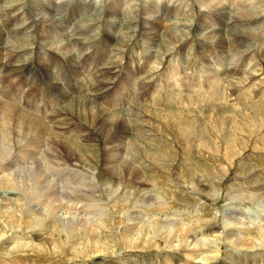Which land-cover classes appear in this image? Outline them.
I'll return each instance as SVG.
<instances>
[{"label":"rangeland","instance_id":"rangeland-1","mask_svg":"<svg viewBox=\"0 0 264 264\" xmlns=\"http://www.w3.org/2000/svg\"><path fill=\"white\" fill-rule=\"evenodd\" d=\"M80 1L78 2L79 4H76V7L78 6L76 8L77 13L73 14V17L69 15L68 12L75 5L71 3V7L68 6L69 10L66 11L68 14L66 12L64 14L65 21H61V17H58L59 19L57 22L60 25L53 26L47 24L40 27L44 31L45 38H43V40L46 43L45 46L41 43L43 46L39 50L35 48L36 50L33 51L26 37H22V34H20L21 37L19 34L16 35L21 28L20 24L13 25L12 28L6 27L4 23L1 25L2 28L0 32H5V34L3 33V36L0 38V65H2L0 70H3L2 74H4L10 65H16L13 74L17 72L18 69L19 72L14 75L5 73L2 75L5 77L0 76V103H2V106L6 104L8 107L11 106V108L15 106L13 108L17 110L19 108L23 113L27 114L25 116L30 114L34 119L28 118L29 122L27 125H29V127L26 126L30 128V130L20 129L21 124L18 127L15 123L9 124L7 119H1L0 148L4 149V147H6L5 145L3 146V144H6V141H4L6 137L2 135L8 136L10 127L11 133L14 132L15 129L20 131L19 136H21V138L16 140V147H20L24 144L22 145V149L26 148V150L28 149L31 151L21 153L19 156L24 159L19 161L27 163L26 166L32 165L31 163L35 160L36 164L37 161L43 164L44 160L40 159L43 158L42 156H45L44 151L46 148L50 150L47 151V155L51 153L54 154V150L51 148V146H53L52 139L54 136L61 138V140L68 139L67 141L73 148L83 147V149L85 148L88 150L84 151L82 149L81 155L79 156L80 159L83 158L81 163L85 165V168L90 167L84 162H94L93 159L86 154L90 151V154L93 156L94 153L99 152V162H94V164H97L98 168H100L102 166L101 161L104 159L103 151L105 148H108L106 152L109 151L111 147H113L111 144L115 143V139L108 133L109 136L104 134V132L102 134L100 132L98 133V129L90 126L89 120H86L88 121L87 124L85 120L81 119V117L83 118L82 114L78 117L76 116L77 112H70L65 109L72 100H90V97L95 92V86L98 84L99 87L103 86V89L99 87H97V89L104 91L108 90V93H105L106 97L103 100H95L96 102L92 101L95 105L93 110L95 112V107H98L106 112V117L109 119L113 118L116 120L115 117L126 118V124L131 128L129 130L131 135L128 136V138L137 141H130L134 143V148L136 150L135 154L138 157L135 163H130L137 165L141 176L151 182V187L143 189L149 191L151 188L150 193L157 197L164 196L167 193L166 187L168 185L173 186L175 195L169 198L170 204L166 202L169 217L176 215V219L181 218L184 224H189L191 226L198 238L203 239L207 237L210 240L214 238L215 235L218 234V230L221 229L219 220L217 221V226L211 231H206L204 228L198 231L197 220L202 217L209 218L215 211L220 215L223 209H228L238 220L249 225V233L247 232L245 235L246 238L247 236L250 237V235L255 232L254 228H251L250 225L253 224L256 226L263 225L264 223V206L260 205L259 201L257 203V201L255 202L247 199V196H259L264 194V132L262 129H259V126L264 124V15L262 17L250 18L251 14H257L261 11L264 12V0H217V2L221 3V5L226 8V13L228 14L227 20H229L227 21L223 18V23H227L220 26H218L219 23L216 22L217 18L213 17L211 13H201L199 11L201 8H199V4L198 2L196 3V0H177V2L176 0H157L155 7L157 12L156 16L160 17V6L162 8L164 7L163 12L166 11V17L155 22V27L158 28L159 36L156 37L157 40L154 41V44L151 42L148 43L145 37L136 36L138 34V28H134L131 22L135 15H124L126 13V2L128 0H124V4H122L124 7H119L122 8V16L116 18L118 21L114 26L107 25L106 23L105 11L108 8L109 0L107 5L106 3L104 4L101 12L100 9H91V6L89 7L87 5L86 0ZM152 1L153 0H151V2ZM129 2L130 5H134L135 3L133 7L137 6L136 9L146 5L142 0H129ZM34 4L35 2L31 3L30 0H2L0 2V15H2V11L5 14L8 10H11L10 13L15 17V15L23 9H30L32 8L31 5L34 7ZM247 6L250 8H247ZM8 7L10 9H8ZM205 10L209 11L208 9ZM242 14H245L246 17ZM168 15H170V18ZM72 18L74 20H72ZM233 18L238 19V21L232 25ZM198 23L199 25L207 23L209 27L225 28V34L227 36L231 30V26L235 25L233 27L234 29H239L244 32L243 35L239 33L240 37L237 39L240 41L244 40L241 42L244 44L243 46H237L233 42L235 40L231 38L224 39L222 47L225 48L219 51L218 48L216 49V44L214 42L207 44L208 42L203 41V38L200 36L203 32L198 30ZM207 25H202V28ZM82 27H84L83 30L79 32L78 28L82 29ZM73 28L78 30L74 32L75 34L72 33ZM63 31L70 36L71 40L67 38V35L63 34ZM13 32L16 33L14 34ZM109 33L116 36V41L114 40V44L112 42L108 43L106 47L103 45V37L106 34L109 35ZM173 33H178V35L176 36ZM121 35L124 38H122ZM180 36H183V40L177 44L176 41H178ZM147 38L150 37L147 36ZM231 40L232 42H230ZM78 41H80L82 47L77 46L76 42ZM166 42L169 43L165 44ZM172 42L176 44L174 45ZM63 43L71 44L70 53L76 57V59H73L74 64L68 59L70 53L63 55V52H60V44ZM19 55H21V57ZM24 61L29 62V64L27 63L28 67L22 64ZM31 61L37 64L42 63V65H46L45 68H51L52 73L55 75V79L61 84L64 83L63 90L55 91L53 89V91L50 85V87H47L48 82H45V79H43L44 77H40V71H32L31 79L26 77L27 72L24 68H29ZM19 66H22L23 69ZM75 70H78V76L74 74L73 71ZM89 71L90 73H88ZM22 72L23 74H21ZM67 81L73 84L71 89H69L66 83ZM64 89L67 93L64 92ZM79 89L83 90L79 91ZM127 89H129V92ZM62 94L68 96L67 100L63 103L62 100H59ZM58 110L61 112L59 113ZM155 112H162L164 116L166 114H172L179 117L181 120H186L185 125L191 127L190 131L182 136L180 141L177 143L173 142V144H171L172 146H169V141L161 136L162 134L166 136V132H170L173 125L171 126L169 122L160 124V116L157 114L154 115ZM62 113L66 115L57 116L58 114L62 115ZM51 115L53 117H51ZM66 116L68 117L66 118ZM15 118L18 119V117ZM35 119L36 121H33ZM58 119L62 120H59L62 124L65 123L63 124L64 126L61 123V125H59ZM79 124L81 127L78 126ZM34 125L37 127H34ZM31 126H33V128ZM170 126L171 128H169ZM41 127H47L48 130L46 131ZM217 127L220 130L223 129V131H228L229 135L225 136V141L227 143L233 144L232 138L238 139L240 142L257 140L255 146L257 149L249 150L246 148L240 158L241 160L238 158H230L227 147H224V150L221 151H214L213 149L216 148V146H222L224 143H216V140L220 139L219 135L215 134V128ZM249 127H252V129L255 130V136L259 135V137L255 138L252 134L248 135L247 133L248 137L244 139L245 135L238 133V130H248ZM34 128L36 130H34ZM40 128L44 130L43 133L41 131L39 132L38 129ZM192 131L196 134L190 137L189 133ZM78 132L80 133L78 134ZM137 134L140 135V138H138ZM87 137H89V140H86ZM228 138L230 140H227ZM38 139H41L43 142V151L37 148L36 141H39ZM129 139H127V144H129ZM221 139L224 141V138ZM34 144L36 145L35 147ZM203 145L210 149L205 150ZM136 146H142L162 157L165 156L167 159L161 161L163 165L160 163L152 164L142 159L143 157L140 153V149ZM170 149H172L171 152L174 155L176 153V156L173 155L174 158L168 156ZM126 152L128 154V151ZM126 152L124 151V153H120V155L125 157L127 155ZM26 154L31 155V157ZM224 156L227 157L226 160ZM84 159L86 161H83ZM47 160L49 161V159ZM169 161L174 163L170 170V175L174 179L170 177H161L158 174L159 171L166 172L168 170ZM198 163L200 165L202 164L204 168L207 167L209 170L208 172L214 174V180H206L203 176L204 173L197 169ZM56 167L57 168L54 170H60V166ZM219 167L221 173H219ZM53 171L52 173L48 172L45 174L50 177ZM192 173L198 174L199 177L202 176L203 178L201 180L212 187H214L216 185L215 182L222 177L220 180L222 188L216 200L211 197V192H209V190H206V194L203 193L199 195L200 197L203 196L200 201V205L203 206L202 208L193 205V199L196 198L193 194L183 195L180 191L176 190L181 186L176 176L187 179V175ZM98 177L105 180L110 178L104 177L101 173L97 175V178ZM67 179L68 177L62 178L60 176L58 180H60L61 184H64L68 182ZM58 180H54L53 182L58 183ZM59 186L61 187V185ZM229 189L231 191L226 197V192H228ZM187 191L195 192L189 189ZM123 192L125 191L123 190ZM62 197L64 198L66 196L63 195ZM125 197V194L119 195L117 200V208L119 210H124L126 207L133 206V200L125 202ZM101 198L106 199L104 196H101ZM63 201L66 200L64 199ZM89 203L92 202L84 201L77 205V209L84 210L88 218L95 220L98 214L94 212L95 209L89 207ZM85 205H88V207H85ZM62 210L64 209L62 208ZM186 212L187 214L183 216ZM177 214H180V216ZM146 217L150 219L151 215ZM106 218L108 219V217ZM155 218L156 217L153 216V219ZM202 221L204 223H209V221L206 220ZM16 222L18 225L21 223L23 224V222H19V218ZM22 224L19 226H23ZM106 224L108 228H101L100 226L101 231L96 233L94 238L104 241L106 247L107 245L111 247L107 250L109 252L107 254L109 255H100L94 259L90 258V260L77 253L79 252L77 250L79 248H73V250L65 249L63 255L62 253L53 255L48 254V249H46L47 252L42 251L45 253L36 251L33 246L34 244L37 247L38 244H44L46 245L45 248L50 247L52 244L51 239L54 238L56 234L50 228V224L46 223L47 226L43 229L30 226L28 229L33 227V229L36 228L38 232L35 231L33 233L27 230V238L24 237L25 235H22L25 228L23 230H17V233L16 231H12L11 233L9 229H3L5 228L4 225H0V231L5 232V234L7 233V237L0 242V264H85L87 260V264H198L197 260L187 262L186 253H169L166 251L168 249H163L162 253L158 254H156L157 252H154L153 249L144 250L142 252L139 251L140 246L138 245V248H136L138 251L130 250L128 253L126 249L120 255L118 252L121 248L119 245L121 240L119 235L124 233V230L121 229L122 219H119V221L113 219L112 223L108 222ZM131 233L130 237L134 238L135 230ZM257 237L259 239V235ZM257 237L255 232L254 235H251L250 239L252 238V240L255 241L257 239L254 238ZM76 238L80 244L84 242L82 240H85L83 239L84 237L76 236ZM94 238L91 241L92 243H96ZM13 239H15L16 242L18 241V244H32V250L27 249L28 252H25L27 251L26 249L16 251L10 254L11 258L9 260H5V258L2 260L1 257H5L3 252H5L7 246ZM255 242L257 243L258 240ZM258 243L253 249L249 248L248 250L243 247L244 253H241V251L234 252L232 250L233 248H229L225 251V247L223 246V253L218 263L221 261V263L224 264H264V248ZM133 245L134 243L131 244V246ZM201 251L202 253H206L205 249ZM106 257L112 260L104 259ZM153 259L154 261H152ZM177 259H179L180 262L177 261ZM119 260H121V262Z\"/></svg>","mask_w":264,"mask_h":264},{"label":"bare ground","instance_id":"bare-ground-1","mask_svg":"<svg viewBox=\"0 0 264 264\" xmlns=\"http://www.w3.org/2000/svg\"><path fill=\"white\" fill-rule=\"evenodd\" d=\"M1 1L2 0H0V2ZM30 1H31V3L35 2L34 7H33V5H31L32 8L23 9L21 12H19L17 15H15V17L13 14L10 13L11 10H8L5 14L2 11L1 12L2 15H0V19H1L0 20V31L2 28L1 25L3 23L8 28H12L13 25L20 24L21 28L19 29L18 33L15 32L16 35L19 34V36H20V34H22V37H26V40L29 42L30 46H32V49L34 51L36 49L37 50L41 49V47L43 45L45 46V43H46L43 40V38H45L44 31L40 27L47 25V24L53 25V26L60 25L57 22L59 19L58 17H61V21H65V18H64L65 15L64 14L66 11L69 10L68 6L71 7V5H70L71 3H74L75 5L68 12H69V15H71L73 17V14L77 13L76 8L78 6L76 7V4H79L78 2L80 0H39V1L30 0ZM86 1H87L86 2L87 5L89 7L91 6V9L92 8H96L95 10L100 9V12H101V9L104 7V4L106 3V5H107V2H108V0H86ZM156 1L157 0H153L152 2H151V0H142V2H144L146 5L142 6V8L136 9L137 6L133 7L135 5V3H134V5H130V2L128 0L126 2V13L124 14V15H128V14L135 15L134 18L132 19V21L131 20L130 21L132 22V26L134 28H136V27L138 28V32H137L138 34L136 36L137 37H145L146 39L145 38L144 39L148 43L151 42L152 44H154V41L157 40L156 37L159 36L158 28L155 27L156 26L155 22L163 19V17H166V14H165L166 11L163 12L164 7L162 8L160 6H159L160 9L158 8L159 12H160V17L156 16L157 15V12L155 9ZM168 1H170V0H168ZM176 2H177V0H176ZM197 2L199 4V8H201L199 10L201 13L202 12L203 13L209 12L208 14L211 13L213 15V17L217 18L216 22L219 23L218 26L225 25L227 23V22L223 23V18L225 20H227L228 14L226 13L227 12L226 8L224 6H222L221 3L217 2V0H196V3ZM194 3H195V1H194ZM23 4H25V3H23ZM122 4H124V0H109L108 8L105 11L107 25L114 26L117 23L118 20L116 18L118 16H122V13H121L122 8H119L120 6H122ZM157 4H158V2H157ZM80 5H82V4H80ZM122 7H124V6H122ZM248 7L249 6H247V8ZM8 9H10V8L8 7ZM15 9H18V8H15ZM87 9H89V8H87ZM205 9H208L209 11H207ZM168 13H169V11H168ZM242 15L245 16V14H242ZM263 15H264V12L261 11L257 14H251L250 18H256V17H260V16L262 17ZM169 16L170 15H168V17ZM138 17H139V21H138ZM201 18H202V16H201ZM233 19L234 20H233L232 25L238 21V19H235V18H233ZM72 20H74V19L72 18ZM227 21H229V20H227ZM173 24H175V23H173ZM183 25L185 26L184 23H183ZM202 25H207V23H204ZM202 25H199V23H198V26H199L198 30L203 32L200 35L203 38V41L208 42L207 44L214 42L216 44L215 45L216 49L218 48L219 51H222L225 48V47L224 48L222 47V43H224V41H223L224 39L231 38V39L235 40L233 42L237 46H243V44H244V43L243 44L241 43L244 40L243 41L237 40L238 37H240L239 33H240V35H241V33L243 35L244 32H242L239 29H234L233 27L235 25L231 26V30L229 31L228 36L225 34V28H221V27L217 28V27H212V26L209 27L208 25H207L208 27L206 26L207 28L206 27L202 28ZM83 28L84 27H82V29L78 28L79 32H81L83 30ZM72 30H73L72 33L78 31L75 28H73ZM3 33L5 34V32H0V38H1V36H3ZM63 34L67 35V38L70 39V36H68L67 33H64V31H63ZM134 34H135V32H134ZM173 34L176 36L178 35V33L177 34L173 33ZM186 34H189V33H186ZM47 35H48V33H47ZM78 35H79V33H78ZM116 35H119V34H116ZM147 36H149L150 38H147ZM169 36H170V34H169ZM121 37H122V35H121ZM164 37H165V35H164ZM182 37L180 36L178 41H176L177 44H178V42L183 40ZM241 37H243V36H241ZM103 38H104L103 45L106 47L108 46V43H110V42L113 43L114 40L116 41V36L111 35V33H109V35L106 34ZM122 38H124V37H122ZM169 38H167V39H169ZM230 42H232V40ZM41 43L43 45H41ZM76 43H77L78 47L82 45V44H80V41H78ZM168 43L166 42L165 44H168ZM184 43H186V42H184ZM60 45H61V51L60 52H63L62 53L63 55L66 53H70V48L72 47L71 44H69V43L64 44L63 43ZM77 46H75V47H77ZM19 56L21 57V55H19ZM16 59H18V58H16ZM68 59L70 60L71 63H73V61H74L73 59H76V57L70 53L68 55ZM242 60H243V58H242ZM238 61H239V59H238ZM27 63L29 64V62L24 61L22 64L25 66V65H27ZM30 63L31 64L29 65V68H24V70L27 72L26 77L31 79L32 78V76H31L32 71H34V70L38 71V72L40 71L41 72L40 77L41 78L44 77L43 79H45V82L46 81L48 82L47 87L50 85L52 88V89L50 88L51 90H53V89L55 91L56 90L57 91L63 90V84L64 83L61 84L55 79V75H54V73H52L51 68L50 69H49V67L45 68L46 65H42V63L37 64L35 62L33 63L32 61ZM155 64H157V63H155ZM1 66L2 65H0V67ZM15 66L10 65L9 68H7V70L4 72V74L5 73L10 74V75L13 74V71L15 70ZM19 67L22 68V66H19ZM27 67H28V65H27ZM156 70H157V68H156ZM2 71L3 70H0V76L4 75V74H2ZM75 71H73L74 74L76 76H78V73H77L78 70L76 72ZM101 71H103V70H101ZM17 72H19V69ZM17 72H15V73H17ZM88 73H90V71ZM130 73H132V72H130ZM21 74H23V72ZM132 74H134V73H132ZM2 77H5V76H2ZM211 77H213V76H211ZM102 79H103V77H102ZM3 80H4V78H3ZM6 81H8V80H6ZM24 82H25V80H24ZM66 83H67L69 89H71L73 84L70 83L69 81H67ZM95 87H96L95 92L90 97L91 98L90 100H88V101L87 100H79V99L72 100L70 103H68V106L65 107V109L70 111V112L71 111L77 112L76 116H78V117H80V114H82L83 118L81 117V119H83L85 121L89 120L90 126H93L94 128L98 129V131H97L98 133L99 132L101 134L103 132H104V134L108 133V134L112 135L111 137L113 139H115V143L111 144L113 147H111V149L107 152H106V150H108V148H105V150L103 151V158L104 159L102 161L100 160L102 163V166L100 168H98L97 164H94V162L95 163L99 162L98 161L99 160L98 159L99 152H96L94 154L92 153L93 156L90 154L91 153L90 151L88 154H86L87 156H90L94 162L90 163V161L87 162L84 159L83 161H86L84 163L90 167V168H88V167L85 168V165L81 163L83 158L80 159V157H79L81 155L80 153H81V150L83 149V147L73 148L71 146V144L67 141L68 139L67 140H64V139L61 140V138L54 137V136L52 139L53 146H51V148L54 150V154L51 153V154L47 155V151H50V150H47V148H46V150L44 151L45 156H42L43 158L40 159V160H44L43 164L41 162H38V161L36 164L35 163L36 160H35V161H33L34 164L31 163L32 165L26 166L27 163L19 161V160L23 159L22 157L20 158L19 156L21 153H25L26 151H28V152H31V151H29L28 149L26 150V148L22 149L23 148L22 145H24V144H22L20 147H16V143H17L16 140L21 138V136H19L20 131L15 129V131L11 133L10 127H9L8 136H12V137L2 135V136L6 137L4 139V141H6V144H3V146L5 145L6 147H4V149L0 148V223H1L0 225L5 226V228H3V229H6V230L9 229L11 233H12V231H16V233H17V230H23L25 228L22 235H25L24 237H26V236H28L26 233L27 230H29L30 232H33V233L35 231L38 232V230L36 228L43 229V228H46V226H47L46 223L50 224L51 225L50 228L56 234V236L51 239L52 244L48 248H45L46 245H44V244H38V247L34 244L33 246L35 247L36 251H41V253H45L42 251L47 252L46 249H48V252H47L48 254L53 255V254H57V253H62V255H63L65 252V249L73 250V248L74 249L79 248V249H77L79 251L77 253H79L83 257H86L89 260H90V258L94 259L96 257H99L100 255L101 256L102 255H104V256L109 255V254H107V253H109L107 250H109L111 247H109L108 245L106 247L104 241H101L100 239H97L94 237L96 236V233L101 231L102 227L108 228L106 223H108V222L112 223L113 219L117 220V221H119V219H122L121 229L124 230V233L119 235V237L121 238V240L119 242V245L121 248L118 251L120 253V255L126 249H127L126 252H128V253L130 250L138 251V250H136V248H138V246H140L139 251H142V252L144 250L153 249L154 252H157L156 254H158V253H162L163 249H168L166 251H168L169 253H177V252L186 253L187 254V256H186L187 262H189V261L192 262L193 260H197L198 264H224V263H221V261L218 263V260H219V258H221V254L223 253V251H222L223 246L225 247V251H227V249H229V248H233L232 250L234 252L241 251V253L244 251L242 249L243 247H245L248 250H249V248L253 249L254 247L257 246L256 244L258 242H259L258 244H260L264 248V223H263V225H256V226H254L253 224L250 225L251 228H254V230L256 232V237L259 235V239H258V237L254 238V239L258 240V242L256 243L255 241H257V240L254 241V240H252V238L250 239L251 235H254L255 232H253L254 234H251L250 237L247 236V238H246L245 234H247V232L250 230L249 225L238 220L237 217L234 214H232L228 209H223L220 212V215H218V212L215 211L214 213H212L213 215L212 214L210 215L209 218L208 217L207 218L202 217L203 219L200 218L197 220L198 221L197 222L198 231L203 229V228L206 231H211L214 227L217 226V221L219 220V225H221V229H219L218 234L215 235V237L210 239V240L207 237L203 238V239L198 238V236H196V234L193 232L191 226L189 224L188 225L184 224V222H182L183 220L181 218L176 219L175 218L176 215H173V217H169V212L167 211L166 202H167V204H170L169 198H171L173 195H175L173 186L168 185L166 187L167 193L164 196H157V197L152 195V193H150L151 188L149 191L148 190L146 191L145 189H143V188L147 189V187H151V182L141 176V174L137 168V165L132 164V163L136 162L138 157L135 154L136 150L134 148V146H135L134 143L130 142V141H134V142H137V141L135 139H129L128 138V136L131 135V133L129 131L131 128L129 127V125L126 124V122H127L126 118L124 119V118L115 117L116 120H114L113 118L109 119L108 117H106V115H107V114H105L106 112L99 109L98 107H95V112H94L93 109H94L95 105L93 104L92 101L103 100L106 97L105 93L106 92L108 93V90L104 91V90L97 89V87H99L98 84ZM99 88L103 89V86L99 87ZM143 88H145V87H143ZM82 90L79 89V91H82ZM127 90L129 92V89H127ZM64 92H66L65 89H64ZM7 95H9V94H7ZM55 95H57V94H55ZM3 97H5V96H3ZM67 98H68V96L66 94L65 95L62 94L60 96L59 100H62V103H63L67 100ZM82 101H84V102H82ZM97 102H99V101H97ZM5 105L6 104H4V106H2V103H0V120L4 118V120L7 119L9 121V124L15 123L16 125H18V127L21 124L20 129H25V130L29 129L30 130V128H28L29 125H27V124H28L30 118H32V119H34V118L30 114L28 116H25L27 114L23 113L19 108H18V110L13 108L15 106H12V108H11V106L8 107L7 105L6 106ZM58 111H59V113L61 112L60 110H58ZM155 114L160 116V122H161L160 124H162L164 122L165 123L169 122V123H171V126L173 125L172 126L173 128L171 129V131L166 132V136L164 134H162V136H161L162 138H165L167 141H169V146H172L171 144H173V142L177 143L178 141H180L181 137L184 136L186 133H188L191 129L190 126H189L190 127L189 128L187 125H185L186 120H181L177 116H174L172 114H170V115L166 114L164 116V114L162 112H155L154 115ZM64 115H66V114L62 113V115L58 114L57 116L60 117V116H64ZM137 115H139V114H137ZM151 116H153V115H151ZM15 117H18V119ZM51 117H53V116L51 115ZM67 117L68 116H66V118ZM71 118H72V116H71ZM36 119L33 121H36ZM54 119H55V117H54ZM61 119H58L57 121H59ZM50 120H53V119H50ZM61 121H59V125L62 124ZM82 122H84V121H82ZM86 123L88 124V121H86ZM63 124H65V123H63ZM24 126H26V127H24ZM37 126L34 125V127H37ZM51 126H53V125H51ZM78 126H80V124ZM171 126L169 128H171ZM31 127L33 128V126H31ZM163 127H164V125H163ZM41 128H43V127H41ZM41 128L38 130H39V132L41 131L42 133L44 131L43 129H45L46 131L48 130L47 127L43 128L42 130H41ZM164 129H166V128H164ZM259 129H262V131L264 132V124H261L259 126ZM34 130H36V129L34 128ZM221 130L218 129V127L215 128V131H216L215 134H218L220 137V139L216 140V143L217 144L223 143V142L224 143L222 144V146H216V148L213 149L214 151H216V150L221 151V150H224V147H227V152L230 153V156H229L230 158L240 159L242 157L243 151L246 148H248L249 150L257 149V148H255V146L257 144V140L240 142V141H238V139L236 140V139L232 138V142H234V143L233 144L227 143L225 141V136L229 135L228 131H223V129H221ZM145 131H147V130H145ZM254 131L255 130L252 129V127H249L248 130L247 129L246 130H238V133L241 135L244 134L245 135L244 139H246L248 137L247 133H248V135L252 134L253 136H255L256 134ZM79 133L80 132H78V134ZM145 133H147V132H145ZM195 134L196 133L194 131L189 133L190 137H193ZM167 135H168V137H167ZM102 137H103V135H102ZM105 137H107V136H105ZM257 137H259V135L255 136V138H257ZM88 138L89 137H87L86 140H89ZM138 138H140V135H138ZM221 138H224V141ZM127 139H129V144L126 143ZM227 140H230V139L228 138ZM29 141L31 142L30 139H29ZM42 141H43V138H42ZM42 141H41V139L39 141H36L37 148L40 151L43 148V145H42L43 142ZM36 145L34 144V147ZM136 147L140 149V153L142 154V157H143L142 159H144L145 161H149L152 164L160 163L161 165H163V162H161V161H163V159H167L165 156L162 157L161 155L154 153L152 151H149L142 146L141 147L136 146ZM203 147L205 150L210 149L209 147L207 148L204 145H203ZM30 149H32V148H30ZM83 150L88 151L85 148ZM124 151L125 152L128 151V154L126 152L127 155L125 157H123V155H120V153L123 154ZM171 151H172V149H170L168 156H170V158L171 157L174 158V156H176V153L174 155ZM26 155L28 156L29 154H26ZM43 155H44V153H43ZM29 157H31V155H29ZM224 158L226 160L227 157L224 156ZM47 159H49V161ZM29 161H31V160H29ZM59 162H61V163H59ZM130 162H132V163H130ZM169 162H170V164H169L168 170L166 172L165 171H159L158 174L161 177H170L171 179H174L170 175V170H171L174 163H172L171 161H169ZM56 166H60L59 167L60 170H54L57 168ZM99 166H100V164H99ZM197 167H198L197 169L201 170V172L204 173L203 176L206 178L207 181H211L210 179L214 180V178H215L214 174L213 173L211 174L210 172H208L209 170L207 169V167L204 168L203 165L202 164L200 165L199 163H198ZM80 168H84V169H80ZM52 171H53V174H52L53 176L51 175L50 177H48L45 174L48 172L52 173ZM99 173L103 174L104 177L106 176V177H108V178L110 177V178L109 179L106 178L108 180L100 179L99 177L97 178V175ZM219 173H221L220 167H219ZM60 176L62 178L68 177V179H67L68 182L61 184L60 180H58L60 178ZM176 177H177L176 178L177 181H179V183L181 185L176 190L180 191L183 195L184 194H193L196 197L195 199H193V205H195L199 208L203 207L200 205V201H201V198L203 196L200 197L199 195H202L203 193L206 194V192H207L206 190H209V192H211L210 195H211V197H213L214 200H216L217 197L220 195V189L222 188V186H221L222 183L220 180L222 177L219 178L220 180H218L217 182H215L216 180L212 181V182L216 183V185L214 187L208 186L205 182H203V180H201L203 177L202 176L199 177L198 174L192 173L190 175H187V179H185L181 176H176ZM54 180H58V183L53 182ZM127 184L129 187L127 186ZM59 185H61V187ZM225 188H231V187H225ZM188 189L191 191H195L196 193L190 192V191L188 192L187 191ZM123 190L125 192H123ZM216 191H217V193H216ZM223 191H225V190H223ZM230 191L231 190L229 189V191L226 192V197ZM61 194L65 195L66 197L63 198L62 197L63 195H61ZM120 194L126 195L125 200H124L125 202H128L129 200H133V206L128 207V208L126 207V209H124V210H119L117 208V203H118L117 200H118ZM101 196H104L106 199H102ZM64 199L66 201H63ZM247 199L250 201H255V202L257 201V203L259 201L260 205L264 206V194L259 195V196L258 195L257 196L256 195L255 196H247ZM84 201H88V202L91 201L92 202V203H89L90 204L89 207L91 209H95L94 212L96 214H98L96 216L95 220L88 218L86 216V213L84 212V210L77 209L78 208L77 205L83 203ZM183 205H185V204H183ZM187 206H188V204H187ZM85 207H88V205H85ZM62 208L64 210H62ZM133 209H135V210H133ZM186 214H187V212L184 213L183 216ZM149 215H151L150 219L148 217H146ZM177 215L180 216V214H177ZM153 216L156 218L153 219ZM106 217H108V219ZM18 218H19V222H23V224L21 223L23 226H19L21 224H19V225L17 224L16 221ZM109 218H110V220H109ZM202 220L209 221V223H204ZM30 226H33L36 228L33 229V227H32L31 229H28ZM100 226H101V228H100ZM103 230H105V229H103ZM133 230H135V237L131 238L130 234H132L131 232ZM76 236L84 237L83 239H85V240H82L84 242L80 244L79 241L77 240ZM202 236H203V234H202ZM6 237H7V233L5 234V232L0 231V242H1V240H4ZM93 238L95 239L94 241L96 243L91 242L93 240ZM18 239H16V240H18ZM77 241L79 244L77 243ZM18 243H19L18 241L16 242L15 239H13L12 242H10L9 245L7 246L5 252H3L5 257H3V258L1 257V259L3 260L5 258V260L6 259L9 260L11 258L10 254L14 253L16 251H19V250H24V249H26V250L31 249L32 250V244H24L23 245L20 243L21 244L20 245ZM132 243H134L133 246H131ZM221 244H223V245H221ZM204 249L206 250L207 254L205 252L202 253L201 250H204ZM116 250H118V249H116ZM25 252H28V250ZM149 254H151V253H149ZM242 256H244V255H242ZM104 259H108L110 261L112 260L109 257H106ZM119 261L121 262V260H119ZM152 261H154V259ZM177 261H179V259H177ZM85 262H86L85 264H87L88 260ZM124 263H126V262H124Z\"/></svg>","mask_w":264,"mask_h":264}]
</instances>
